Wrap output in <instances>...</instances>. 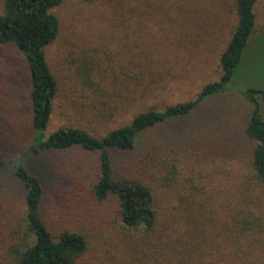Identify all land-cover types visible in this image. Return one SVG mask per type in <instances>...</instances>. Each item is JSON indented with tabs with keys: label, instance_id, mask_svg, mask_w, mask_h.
Wrapping results in <instances>:
<instances>
[{
	"label": "trees",
	"instance_id": "trees-1",
	"mask_svg": "<svg viewBox=\"0 0 264 264\" xmlns=\"http://www.w3.org/2000/svg\"><path fill=\"white\" fill-rule=\"evenodd\" d=\"M63 1L0 0V47H14L29 70L34 135L28 153L73 146L99 152L92 190L99 201L117 198V221L126 233L123 254H118L121 264H264V113L259 99H264L263 86L243 89L253 103L243 130L250 143L251 174L225 216L215 217L207 210L209 196L194 192L186 195L194 199V207L179 210L176 204L166 207L163 200L161 207L156 205L153 184L147 180L166 168L164 155L172 151L149 145L144 165L139 164L133 175L117 173L112 157V150H134L145 131L188 117L207 98L227 92L250 49L257 28L256 6L262 0H234L236 21L220 53L219 79L203 85L193 98L163 109L147 105L163 92L177 90L175 85L186 72L184 64L204 47L203 39L205 43L212 32L208 0H84L90 5L104 3L114 13L117 45L107 55L102 53L105 48L94 46L95 54L84 51L78 56V87L69 80L61 83L46 54L61 31V19L53 10ZM76 54L71 49L67 58L74 60ZM62 94L71 105L81 98L83 109L100 120L117 118V128L96 135L86 127L69 125L46 136ZM4 167L0 156V170ZM14 169L24 188L25 208L16 211L0 199V264H95L84 234L69 229L55 234L46 224L41 178L25 161ZM249 190L258 192L247 194ZM178 210L186 214L180 226ZM164 217L171 222L168 226L161 224ZM215 219L223 221L222 226L213 227Z\"/></svg>",
	"mask_w": 264,
	"mask_h": 264
},
{
	"label": "rangeland",
	"instance_id": "rangeland-1",
	"mask_svg": "<svg viewBox=\"0 0 264 264\" xmlns=\"http://www.w3.org/2000/svg\"><path fill=\"white\" fill-rule=\"evenodd\" d=\"M208 9L212 15L209 24L212 32L205 43L203 39L204 47L192 61L184 64L186 72L176 83L177 90L163 92L147 107L163 109L169 104L191 99L203 85L219 79L220 53L229 41L236 21L234 0H222L218 4L208 0ZM53 11L61 19V31L46 47V54L61 83L69 80L78 87L75 70L78 56L84 51L95 54L94 46L101 50L105 48L104 55L115 50V15L104 3L90 5L84 0H64ZM256 12L257 28L250 49L227 92L207 98L188 117L170 120L145 131L134 150H112L116 172L128 175H133L140 165H144L142 159L149 145L172 151L164 155L168 167L155 176L150 175L147 180L153 184L158 207H161V200L166 207L176 204L179 210L181 206L194 207V199L186 197L189 192H194L209 196V206H204L213 210L215 217L225 216L234 197L245 191L251 169L248 165L250 143L243 130L253 103L243 89L264 87V0L257 4ZM71 49L77 52L74 60L67 58ZM29 87V70L20 52L12 46L0 47V156L5 160V167L0 170V199L16 211L25 208L24 188L14 169L21 160L25 161L43 182L45 194L41 211L53 233L58 234L63 229L80 232L88 240L89 254L95 264H121L118 254H123L126 233L117 221V198L111 195L107 200L99 201L92 190L98 175L99 152L73 146L28 153L34 135ZM61 96L56 99L46 136L69 125L86 127L96 135L117 128V118L100 120L83 109L81 98L71 105L63 94ZM259 99L264 113V99ZM156 162L153 160L154 167ZM248 186L249 189L253 187L252 184ZM250 192L258 191L249 190L247 194ZM179 210L177 225L180 226L186 214ZM170 223L168 218L161 220L163 226ZM223 223L215 219L213 227Z\"/></svg>",
	"mask_w": 264,
	"mask_h": 264
}]
</instances>
